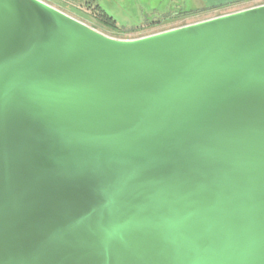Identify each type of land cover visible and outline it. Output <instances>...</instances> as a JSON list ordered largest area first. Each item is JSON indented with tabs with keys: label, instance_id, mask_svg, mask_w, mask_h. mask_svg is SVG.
Here are the masks:
<instances>
[{
	"label": "water",
	"instance_id": "95a60500",
	"mask_svg": "<svg viewBox=\"0 0 264 264\" xmlns=\"http://www.w3.org/2000/svg\"><path fill=\"white\" fill-rule=\"evenodd\" d=\"M0 264H264V5L117 40L0 0Z\"/></svg>",
	"mask_w": 264,
	"mask_h": 264
},
{
	"label": "rangeland",
	"instance_id": "374dc122",
	"mask_svg": "<svg viewBox=\"0 0 264 264\" xmlns=\"http://www.w3.org/2000/svg\"><path fill=\"white\" fill-rule=\"evenodd\" d=\"M117 40H136L256 6L245 0H40ZM110 17L115 28L101 21Z\"/></svg>",
	"mask_w": 264,
	"mask_h": 264
},
{
	"label": "trees",
	"instance_id": "16d2710c",
	"mask_svg": "<svg viewBox=\"0 0 264 264\" xmlns=\"http://www.w3.org/2000/svg\"><path fill=\"white\" fill-rule=\"evenodd\" d=\"M101 21L106 25V26H108L109 28H111V29H114L115 28V24H114V22H113V20L110 18V17H108L105 13H102L101 14Z\"/></svg>",
	"mask_w": 264,
	"mask_h": 264
},
{
	"label": "flooded vegetation",
	"instance_id": "af4514ba",
	"mask_svg": "<svg viewBox=\"0 0 264 264\" xmlns=\"http://www.w3.org/2000/svg\"><path fill=\"white\" fill-rule=\"evenodd\" d=\"M249 1H252V0H245L244 2H249ZM253 1H258V2H259L260 0H253ZM263 3H264V2L261 1V2L258 3L256 6L263 5ZM256 6H254V7H256ZM252 8H253V7H252Z\"/></svg>",
	"mask_w": 264,
	"mask_h": 264
},
{
	"label": "built area",
	"instance_id": "2783aa9c",
	"mask_svg": "<svg viewBox=\"0 0 264 264\" xmlns=\"http://www.w3.org/2000/svg\"><path fill=\"white\" fill-rule=\"evenodd\" d=\"M263 5H264V3H263ZM169 31V30H168ZM154 35V34H153Z\"/></svg>",
	"mask_w": 264,
	"mask_h": 264
}]
</instances>
